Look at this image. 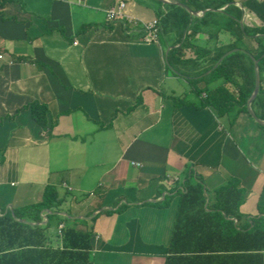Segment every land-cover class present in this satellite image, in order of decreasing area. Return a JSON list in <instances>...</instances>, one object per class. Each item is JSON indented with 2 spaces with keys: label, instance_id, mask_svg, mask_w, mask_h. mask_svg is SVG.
<instances>
[{
  "label": "crops",
  "instance_id": "crops-1",
  "mask_svg": "<svg viewBox=\"0 0 264 264\" xmlns=\"http://www.w3.org/2000/svg\"><path fill=\"white\" fill-rule=\"evenodd\" d=\"M19 1L29 23L0 18V210L36 204L46 186L55 187L67 195L60 215L93 230L92 264H164L179 193L190 177L203 181L207 211L215 189L237 179L245 192L240 213L258 216L264 131L247 113L227 130L211 109L195 106L191 91L178 93L175 84L190 86L166 70V56L178 45L125 34L122 20L130 27L157 20L153 0ZM119 3L121 18L107 31L106 11ZM229 5L221 14L230 18ZM232 6L245 28L264 26V0ZM84 24L97 29L76 37ZM195 42L213 47L206 36ZM218 42L229 44V33L222 31ZM34 101L47 106L51 128L39 127L24 109ZM171 196L168 206L153 205ZM123 205L120 213H104Z\"/></svg>",
  "mask_w": 264,
  "mask_h": 264
},
{
  "label": "trees",
  "instance_id": "trees-1",
  "mask_svg": "<svg viewBox=\"0 0 264 264\" xmlns=\"http://www.w3.org/2000/svg\"><path fill=\"white\" fill-rule=\"evenodd\" d=\"M236 1L185 0L182 3L200 10H216L231 4L226 12L230 10L229 13L239 19L238 11L232 6ZM153 4L158 21L157 41L161 45H178L166 56V70L185 78L193 87L192 93L198 100L195 106L211 109L216 118L225 122L228 130L240 113H247L246 104L254 90L253 61L258 60L260 85L251 108L254 115L264 121V26L248 27L243 32L236 20L219 12H209L196 18L173 5L162 6L154 0ZM0 18L25 24L30 22L31 16L21 1L0 0ZM114 21L108 20L102 27L110 31ZM121 23L128 37L136 33L144 39L146 33L141 25L130 27L125 20ZM96 29L95 24H84L75 35L78 37ZM222 31L231 37L227 45L218 42ZM58 32L64 36L63 29H58ZM50 33L51 30H46V34ZM198 35L206 36L213 47L207 50L195 46ZM243 36L253 44L254 49L243 46ZM188 51L194 53V59L185 57ZM205 64L207 66L197 72L177 68L178 65L188 69L189 65L197 67ZM199 83L204 85L203 92L196 88ZM213 83L219 84L207 89ZM173 100L175 107H179L180 99ZM139 103L140 99L136 105ZM24 109L29 110L31 119L39 127H52L45 104L34 101ZM259 127L264 131V127ZM65 196H60L55 187L48 185L40 202L0 210V264H92L93 230H80L77 226L86 221H72L60 215L64 212ZM179 196L176 224L164 264H264V208H258V216L244 218L239 209L245 201V192L237 179L230 178L215 189L210 211L204 209L207 197L201 178H187ZM171 200L172 196L166 197L163 202L153 205L166 207ZM124 207L104 213H120ZM45 211L50 214L46 215L47 221L42 224L41 215ZM65 213L70 215L68 211ZM95 219L96 216L90 222Z\"/></svg>",
  "mask_w": 264,
  "mask_h": 264
},
{
  "label": "water",
  "instance_id": "water-1",
  "mask_svg": "<svg viewBox=\"0 0 264 264\" xmlns=\"http://www.w3.org/2000/svg\"><path fill=\"white\" fill-rule=\"evenodd\" d=\"M161 3L165 4V5H168V6H176V7H179L181 9H183L184 11H186L189 15H196V16H203L205 15L206 13H209V12H224L223 9H216V10H212V9H204V10H200V9H195V8H192V7H189L185 4H181V3H177L173 0H159ZM230 18L233 19V20H236L235 18L232 17V15L230 14ZM240 19V18H239ZM237 19L236 21L238 22L239 26H240V29L241 31L244 32V29H245V24L243 22L242 19ZM243 40H246L248 41V39L246 38V36H243ZM244 42V41H243ZM243 46L246 47L243 43ZM254 63V90H253V93L251 95V97L249 98L247 104H246V110H247V114L250 115V117L259 125V126H262L264 127V121H261L259 120L253 113L252 111V103L253 101L255 100L257 94H258V91H259V85H260V82H259V71H258V60H254L253 61Z\"/></svg>",
  "mask_w": 264,
  "mask_h": 264
},
{
  "label": "built area",
  "instance_id": "built-area-1",
  "mask_svg": "<svg viewBox=\"0 0 264 264\" xmlns=\"http://www.w3.org/2000/svg\"><path fill=\"white\" fill-rule=\"evenodd\" d=\"M123 6H124L123 3H119L118 5L113 6L112 8L108 9L106 11V19L115 20V19L121 18L120 11L123 8ZM142 27L146 33L144 40L157 42L158 21L154 20L150 23L143 24ZM59 228H61V226H59Z\"/></svg>",
  "mask_w": 264,
  "mask_h": 264
},
{
  "label": "rangeland",
  "instance_id": "rangeland-1",
  "mask_svg": "<svg viewBox=\"0 0 264 264\" xmlns=\"http://www.w3.org/2000/svg\"><path fill=\"white\" fill-rule=\"evenodd\" d=\"M191 66V65H190ZM203 67H206V65H203V66H200V65H198V67H189L188 66V69H185V68H183V70L185 71H188V72H192V71H194V72H196V71H198V70H201ZM219 83H213V84H211V85H209V86H207V89H211V88H213V87H215V86H217ZM175 88H176V91L178 92V93H182V92H184V91H193V87L192 86H187V85H185V84H183V83H178V85L177 84H175ZM196 88L197 89H200L199 91H201L202 89L204 90L205 88H204V85L202 84V83H199V84H197V86H196ZM188 89V90H187ZM201 92H203V91H201Z\"/></svg>",
  "mask_w": 264,
  "mask_h": 264
}]
</instances>
